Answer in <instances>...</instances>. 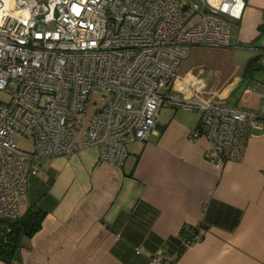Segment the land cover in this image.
Wrapping results in <instances>:
<instances>
[{
	"label": "built area",
	"instance_id": "built-area-1",
	"mask_svg": "<svg viewBox=\"0 0 264 264\" xmlns=\"http://www.w3.org/2000/svg\"><path fill=\"white\" fill-rule=\"evenodd\" d=\"M244 8L245 0H0V219L21 216L40 161L96 146L122 167L127 144L155 132L159 107L199 113L189 140H207L216 171L241 161L250 130L264 125V96L249 111L214 104L199 83L188 97L171 86L191 48L229 46V24ZM93 95L101 106L82 128ZM20 136L32 151L17 146ZM202 231L187 234V248ZM164 260L157 252L149 262Z\"/></svg>",
	"mask_w": 264,
	"mask_h": 264
},
{
	"label": "crops",
	"instance_id": "crops-1",
	"mask_svg": "<svg viewBox=\"0 0 264 264\" xmlns=\"http://www.w3.org/2000/svg\"><path fill=\"white\" fill-rule=\"evenodd\" d=\"M242 13L229 24L228 47L191 48L173 92L188 97L199 83L214 104L257 108L264 96V0H245ZM252 59L257 69L246 76ZM155 115V132L127 144L120 168L96 146L40 161L21 215L41 208L45 219L0 264H151L157 252L165 264L264 263V125L250 130L241 161L216 171L205 158L207 140H189L199 113L166 106ZM201 225L203 240L187 248L184 230Z\"/></svg>",
	"mask_w": 264,
	"mask_h": 264
},
{
	"label": "trees",
	"instance_id": "trees-1",
	"mask_svg": "<svg viewBox=\"0 0 264 264\" xmlns=\"http://www.w3.org/2000/svg\"><path fill=\"white\" fill-rule=\"evenodd\" d=\"M257 69V59H252L245 66L243 74L249 76ZM46 213L41 208H27L18 220L9 222L0 219V261L9 262L14 252L21 246V241L32 237L37 233ZM5 228L9 232H5ZM204 229L203 225L194 229L184 230L183 236L188 237L190 232L197 233L198 229ZM187 235V236H186Z\"/></svg>",
	"mask_w": 264,
	"mask_h": 264
},
{
	"label": "rangeland",
	"instance_id": "rangeland-1",
	"mask_svg": "<svg viewBox=\"0 0 264 264\" xmlns=\"http://www.w3.org/2000/svg\"><path fill=\"white\" fill-rule=\"evenodd\" d=\"M199 21V15L198 16H194L193 18L189 19L187 21V23L184 25V30H187L189 28H192V26L194 24H196L197 22ZM101 98L97 95H93L90 102L88 103V109H87V115H86V119L84 120V123H83V126L82 128L85 127L88 119H89V116H91L93 114V112L95 111V109H97L98 107H100L101 105ZM81 131H83L81 129ZM16 144L17 146H19L20 149H24L26 151H32L33 150V145H32V142L31 140L29 139H26V138H23V137H17L16 139Z\"/></svg>",
	"mask_w": 264,
	"mask_h": 264
},
{
	"label": "water",
	"instance_id": "water-1",
	"mask_svg": "<svg viewBox=\"0 0 264 264\" xmlns=\"http://www.w3.org/2000/svg\"><path fill=\"white\" fill-rule=\"evenodd\" d=\"M260 69H261V70L264 69V66H262Z\"/></svg>",
	"mask_w": 264,
	"mask_h": 264
}]
</instances>
